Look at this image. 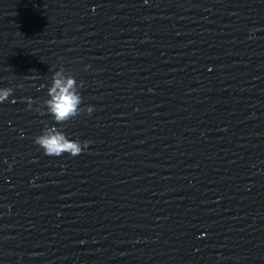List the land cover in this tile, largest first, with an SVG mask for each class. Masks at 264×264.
Returning <instances> with one entry per match:
<instances>
[{
  "label": "water",
  "instance_id": "water-1",
  "mask_svg": "<svg viewBox=\"0 0 264 264\" xmlns=\"http://www.w3.org/2000/svg\"><path fill=\"white\" fill-rule=\"evenodd\" d=\"M0 87V264H264V0H0Z\"/></svg>",
  "mask_w": 264,
  "mask_h": 264
},
{
  "label": "clouds",
  "instance_id": "clouds-1",
  "mask_svg": "<svg viewBox=\"0 0 264 264\" xmlns=\"http://www.w3.org/2000/svg\"><path fill=\"white\" fill-rule=\"evenodd\" d=\"M38 79L37 75L30 77ZM22 87V85L20 86ZM83 81H78L76 76L67 72L63 67L54 71L51 82L48 85H41L47 88L46 99L40 102V107L36 109L41 115L50 116L53 124L49 126L45 123L40 135L34 138V143L49 157H61L69 154L76 157L85 150L87 143L70 138L63 130V125L79 117L85 109L82 108L84 102L82 89ZM14 89L11 87H0V104L9 102L13 97ZM15 103V100H11ZM29 108L36 103L32 99H27ZM87 113L91 115L94 111L92 106H88Z\"/></svg>",
  "mask_w": 264,
  "mask_h": 264
}]
</instances>
